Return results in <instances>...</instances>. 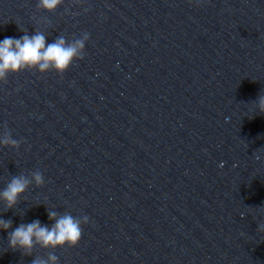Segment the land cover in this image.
<instances>
[{"label":"water","instance_id":"95a60500","mask_svg":"<svg viewBox=\"0 0 264 264\" xmlns=\"http://www.w3.org/2000/svg\"><path fill=\"white\" fill-rule=\"evenodd\" d=\"M37 4L0 0V41L89 39L62 75L0 82V133L21 142L0 146V191L44 178L0 201V264H264V0ZM49 211L88 216L75 247L9 248Z\"/></svg>","mask_w":264,"mask_h":264},{"label":"clouds","instance_id":"9594fccd","mask_svg":"<svg viewBox=\"0 0 264 264\" xmlns=\"http://www.w3.org/2000/svg\"><path fill=\"white\" fill-rule=\"evenodd\" d=\"M74 2L80 4L82 0H74ZM63 3L64 0H38L37 8L53 12ZM84 11L87 12L88 9L85 8ZM88 39L87 32L71 42L60 36L46 46V37L39 31L32 35L24 34L20 38L5 37L0 41V82L6 83L9 74H17L25 70H35L41 74L55 71L62 75L74 61L84 58L85 43ZM252 102L258 112L264 115V95H259ZM20 143L12 137L11 132L5 126V130L0 133V146L18 149ZM32 183L36 186L43 185L44 178L41 172H32L31 179L25 175L12 177L7 186L0 191V201H3L7 210L17 205L19 198ZM48 219L54 221L51 227L41 225L39 220H35L31 223L20 224L10 231L8 234L9 248L20 250L25 256H31L37 245L44 249L75 247L82 236V225L89 222L88 216L74 217L69 212L58 214L55 211H49ZM11 228V220L0 219V229L7 231ZM258 230L264 232V225H260ZM31 264H58V257L49 252L46 259L36 257Z\"/></svg>","mask_w":264,"mask_h":264}]
</instances>
